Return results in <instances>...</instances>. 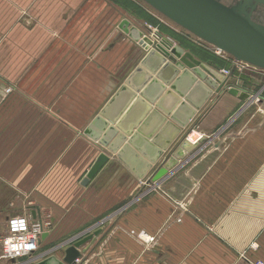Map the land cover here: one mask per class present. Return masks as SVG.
Returning <instances> with one entry per match:
<instances>
[{
    "label": "crops",
    "instance_id": "1",
    "mask_svg": "<svg viewBox=\"0 0 264 264\" xmlns=\"http://www.w3.org/2000/svg\"><path fill=\"white\" fill-rule=\"evenodd\" d=\"M32 1L0 0V48H20L15 34H22L21 48H31V33L40 29L32 30V12L37 7L38 15L48 14L45 0H39L33 10ZM66 1L78 8V0ZM190 52L226 83L212 93L142 177L111 154L90 179V234L99 233L78 248L83 254L90 246L86 264H264V104L254 105L252 99L242 101L227 92L234 86L250 93L236 78L223 74L232 58ZM256 80L263 83L256 94L261 92L264 101V79ZM158 114L164 115L160 110ZM187 114L182 112V118ZM14 123L11 118L0 130V143H13ZM142 125L141 118L133 132ZM156 125L152 121L148 129ZM160 126L152 131L154 135ZM184 139L198 142L197 147L185 151L165 175L155 179ZM22 140L30 143L27 137ZM71 200L55 198L49 204L40 200L29 210L32 221L51 215L53 224L44 227L41 251L32 257L40 255L42 260L54 255L63 260L65 249L84 237L75 234L72 214L63 213L74 207Z\"/></svg>",
    "mask_w": 264,
    "mask_h": 264
},
{
    "label": "rangeland",
    "instance_id": "2",
    "mask_svg": "<svg viewBox=\"0 0 264 264\" xmlns=\"http://www.w3.org/2000/svg\"><path fill=\"white\" fill-rule=\"evenodd\" d=\"M43 2L46 16L38 15L39 0L31 2L32 10L36 7L31 14L32 30L40 28L31 33V48H21L22 34H15L20 48H0V130L13 118L16 132L13 143H0V235L10 217H29V210L40 200L49 204L55 198H72L74 207L63 213L72 214L75 234L85 238L92 219L90 180L86 184L83 180L97 156L109 154L86 130L97 115L102 116L106 104L149 51L143 48L144 36L156 42L150 49L160 46L169 54L175 48L181 55L193 51L203 57L212 52L232 57L218 54L214 46L142 0H78L76 10L66 0ZM254 17L264 23V11ZM123 21L129 22V30L135 27L140 32L138 39L121 29ZM224 70L254 95V105L264 104L261 92L256 94L263 85L256 78L263 80L264 71L237 68L233 61ZM104 131L103 127L99 135ZM24 137L30 143H23ZM45 218L43 227L52 228V216ZM85 251L81 256L90 263V246ZM33 257L29 261L2 258L0 247V264L40 261V255Z\"/></svg>",
    "mask_w": 264,
    "mask_h": 264
},
{
    "label": "water",
    "instance_id": "3",
    "mask_svg": "<svg viewBox=\"0 0 264 264\" xmlns=\"http://www.w3.org/2000/svg\"><path fill=\"white\" fill-rule=\"evenodd\" d=\"M142 1L176 25L224 51L235 60L264 70V23L254 17L259 9L264 10V0H231L229 4L221 0ZM128 24V21H123L120 24L121 29L138 39L140 32L135 27L129 30ZM143 39V48L149 51L106 104L102 116L97 115L89 130H86L109 154L116 155V158L139 177L147 173L152 164L162 157L181 128L187 125L196 111L212 95L213 90L219 92L226 83V79H221L218 72L208 68L190 53L181 55L173 48L169 54L160 46H157L160 51L156 50L157 48L150 49L149 46H154L156 42L146 36ZM189 86L192 90L190 88V91H187ZM227 92L238 96L242 101L251 102L250 100L254 98L250 93L234 86L228 87ZM116 101L118 104L113 105ZM152 104L155 110L152 109ZM170 107L174 108L171 110ZM157 109L164 115H159ZM182 112L188 114L182 118ZM108 113H113L112 117ZM103 116H107V121L103 120ZM166 116H169L170 120ZM141 118L143 125L133 132L134 126ZM152 121H157V125L151 130L148 129V125ZM159 125L161 126L154 135L152 131ZM102 126L106 132L100 136ZM197 145L198 142L191 143L184 139L174 150L172 157L167 160L166 165L158 170L155 179L165 175L167 168L172 167L176 159H182L185 151L189 152ZM109 154L102 152L97 156L83 184L103 167L109 160ZM98 233L99 230L92 235ZM92 235L68 246L63 260L49 255L35 264H73L74 260L81 256L78 248L89 241Z\"/></svg>",
    "mask_w": 264,
    "mask_h": 264
},
{
    "label": "built area",
    "instance_id": "4",
    "mask_svg": "<svg viewBox=\"0 0 264 264\" xmlns=\"http://www.w3.org/2000/svg\"><path fill=\"white\" fill-rule=\"evenodd\" d=\"M218 54H227L215 47ZM232 61L237 68H252L262 70L248 63L237 61L232 57ZM264 71V70H262ZM224 75L229 74V70L222 71ZM44 227L39 221H32L29 217L18 214L9 218L4 234L0 235V247L2 258L16 259L19 257H31L37 252L40 245L41 235ZM147 237V235H144ZM149 240V237L146 238ZM83 256L77 257L73 264H86Z\"/></svg>",
    "mask_w": 264,
    "mask_h": 264
},
{
    "label": "flooded vegetation",
    "instance_id": "5",
    "mask_svg": "<svg viewBox=\"0 0 264 264\" xmlns=\"http://www.w3.org/2000/svg\"><path fill=\"white\" fill-rule=\"evenodd\" d=\"M260 11H264V10H263V9H260L259 12H260Z\"/></svg>",
    "mask_w": 264,
    "mask_h": 264
}]
</instances>
